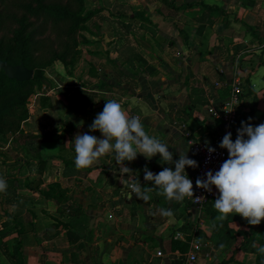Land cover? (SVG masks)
<instances>
[{"label": "crops", "instance_id": "0c3cea01", "mask_svg": "<svg viewBox=\"0 0 264 264\" xmlns=\"http://www.w3.org/2000/svg\"><path fill=\"white\" fill-rule=\"evenodd\" d=\"M97 7L78 62L69 70L61 62L48 67L30 101L22 130L38 139L0 143L7 183L0 264H176L196 229L210 247V259L197 264H256L249 239L261 224L235 214L220 220L219 195L203 211L191 197L169 201L153 191L147 202L128 198L133 181L145 186V167L158 174L175 171L174 164L138 154L125 162L133 174H125L110 153L78 169L73 141L83 133L102 139L90 125L115 100L167 144L174 161L188 150L198 164L189 142L213 143L221 124L209 108L223 103L235 79L249 88L241 122L264 123V0H99Z\"/></svg>", "mask_w": 264, "mask_h": 264}, {"label": "clouds", "instance_id": "9594fccd", "mask_svg": "<svg viewBox=\"0 0 264 264\" xmlns=\"http://www.w3.org/2000/svg\"><path fill=\"white\" fill-rule=\"evenodd\" d=\"M90 131H99L102 139L88 133L77 134L74 138L75 166L87 169L96 164L107 154L115 153V159L122 165L125 174H133L125 162L137 159L138 154L151 159L157 154L164 164H174L175 171L169 167L154 174L147 167L144 171L145 186L139 179L131 184V193L145 202L151 199L149 193L156 191L169 201L183 202L186 197H193V183L185 172L186 167L196 168L195 160L189 159L187 151H178L179 159L173 160V153L166 143L150 137L144 130L139 116L129 117L121 104L115 100L105 103L103 111L98 113ZM247 137V139H245ZM220 148L226 149L228 159L222 163L219 171H208L206 179L197 178L196 187L211 192L213 186L219 192L214 201L219 219L224 220L231 214L244 218L249 225H260L264 221V123L253 127L251 123L241 122L237 138L233 142L231 132L226 133ZM211 154L215 149L208 147ZM128 179L131 176L128 175ZM151 183V186H147ZM7 183L0 178V193L5 192ZM164 217H172L171 209H159ZM264 253V247L259 248Z\"/></svg>", "mask_w": 264, "mask_h": 264}, {"label": "trees", "instance_id": "16d2710c", "mask_svg": "<svg viewBox=\"0 0 264 264\" xmlns=\"http://www.w3.org/2000/svg\"><path fill=\"white\" fill-rule=\"evenodd\" d=\"M89 1L0 0V61L34 70L33 79L19 82L0 69V134L18 132L25 140L38 139L22 130L30 115L29 98L45 81V69L61 62L69 70L80 59L81 32L98 12L87 8ZM249 242L256 264H264V253L259 252L264 247V221ZM180 250L185 253L188 246Z\"/></svg>", "mask_w": 264, "mask_h": 264}, {"label": "built area", "instance_id": "2783aa9c", "mask_svg": "<svg viewBox=\"0 0 264 264\" xmlns=\"http://www.w3.org/2000/svg\"><path fill=\"white\" fill-rule=\"evenodd\" d=\"M248 86L245 81L235 79L228 91L227 98L219 106L212 105L209 108L211 117L221 124L220 132L215 137L212 144L205 143L199 140H190V150L192 154L198 159V167L192 175L188 178L193 183L194 196L191 201L194 206L203 211L215 198L219 195L218 190L213 186L211 192L196 187L197 178L206 179V173L212 171L215 173L219 171L220 166L228 159V152L226 149L219 147L223 137L226 133L231 132L233 142H235L236 131L242 121L241 103L244 95L248 92ZM208 147L215 149L213 153L207 151ZM131 189V186H130ZM188 246V250L183 253H177L176 260L180 264H197L199 259H210V247L200 233V229L194 230L184 241ZM162 256V253H158Z\"/></svg>", "mask_w": 264, "mask_h": 264}, {"label": "water", "instance_id": "95a60500", "mask_svg": "<svg viewBox=\"0 0 264 264\" xmlns=\"http://www.w3.org/2000/svg\"><path fill=\"white\" fill-rule=\"evenodd\" d=\"M0 69L6 76L19 82H26L34 77V70L27 68L23 63L19 65H11L7 62L0 61Z\"/></svg>", "mask_w": 264, "mask_h": 264}, {"label": "rangeland", "instance_id": "374dc122", "mask_svg": "<svg viewBox=\"0 0 264 264\" xmlns=\"http://www.w3.org/2000/svg\"><path fill=\"white\" fill-rule=\"evenodd\" d=\"M97 3H99V0H90L89 2H87V8L88 9H92V10H99V8L97 7ZM85 28H86V26H85ZM82 32H81V34H82ZM52 39H54V37ZM45 71H46V69H45ZM37 87L38 86L35 87L34 93L29 98V104H30V101H31L33 95L37 92V89H38ZM19 136H20V133H18V132H16V133H7L5 135L0 134V143H5L7 140H9V141L10 140H14V139H16V137L19 138Z\"/></svg>", "mask_w": 264, "mask_h": 264}]
</instances>
